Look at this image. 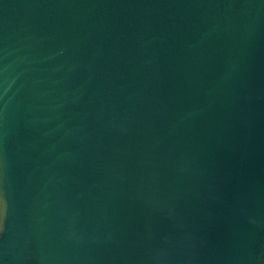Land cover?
<instances>
[{
  "label": "water",
  "instance_id": "95a60500",
  "mask_svg": "<svg viewBox=\"0 0 264 264\" xmlns=\"http://www.w3.org/2000/svg\"><path fill=\"white\" fill-rule=\"evenodd\" d=\"M0 264H264V0H0Z\"/></svg>",
  "mask_w": 264,
  "mask_h": 264
}]
</instances>
